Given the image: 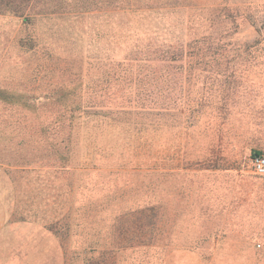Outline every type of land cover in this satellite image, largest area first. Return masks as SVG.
Segmentation results:
<instances>
[{"label":"rangeland","instance_id":"rangeland-1","mask_svg":"<svg viewBox=\"0 0 264 264\" xmlns=\"http://www.w3.org/2000/svg\"><path fill=\"white\" fill-rule=\"evenodd\" d=\"M264 0H0V264H264Z\"/></svg>","mask_w":264,"mask_h":264},{"label":"built area","instance_id":"built-area-1","mask_svg":"<svg viewBox=\"0 0 264 264\" xmlns=\"http://www.w3.org/2000/svg\"><path fill=\"white\" fill-rule=\"evenodd\" d=\"M252 162L256 172L264 174V156L262 155L255 156L253 157Z\"/></svg>","mask_w":264,"mask_h":264},{"label":"crops","instance_id":"crops-1","mask_svg":"<svg viewBox=\"0 0 264 264\" xmlns=\"http://www.w3.org/2000/svg\"><path fill=\"white\" fill-rule=\"evenodd\" d=\"M3 221H4V211L0 205V228L2 227L3 225Z\"/></svg>","mask_w":264,"mask_h":264},{"label":"trees","instance_id":"trees-1","mask_svg":"<svg viewBox=\"0 0 264 264\" xmlns=\"http://www.w3.org/2000/svg\"><path fill=\"white\" fill-rule=\"evenodd\" d=\"M253 155H254V157L255 156H259V155H261V153L259 152V151H255L254 153H253ZM101 261H96V262H92L91 264H99Z\"/></svg>","mask_w":264,"mask_h":264}]
</instances>
